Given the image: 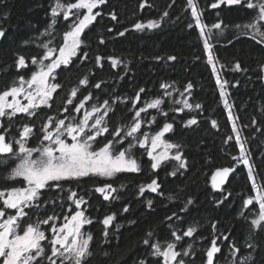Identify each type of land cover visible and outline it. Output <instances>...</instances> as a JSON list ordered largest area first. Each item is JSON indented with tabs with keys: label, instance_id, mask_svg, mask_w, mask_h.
I'll return each instance as SVG.
<instances>
[{
	"label": "trees",
	"instance_id": "trees-1",
	"mask_svg": "<svg viewBox=\"0 0 264 264\" xmlns=\"http://www.w3.org/2000/svg\"><path fill=\"white\" fill-rule=\"evenodd\" d=\"M61 2L67 4L75 0ZM143 2L106 0L104 5L94 9L101 15L85 30V43L81 46L88 57L86 60L73 58L74 63L66 68L61 66L56 78L61 88L57 89L51 107L42 106L35 117L17 114L11 122L4 117L3 124L5 127L11 124V136H19L24 124L35 125L40 132L48 116L64 114L62 109L70 90L87 76L88 84L79 85L73 104L67 105V113H72L73 106L91 92L93 101L102 103L108 100L111 105L109 129L123 127L126 130L138 107L148 100L161 98L164 107L150 109L147 120L155 117L154 130L161 129L165 123L173 125L167 139L181 146L187 166L180 170L171 160L153 170L151 158L137 148L136 155L142 163L139 172H123L111 179L86 177L64 184L63 191L44 190L42 201L48 200L49 204L37 211V217L64 215L74 207L67 199L68 189L78 192L77 198L83 197L87 201L83 210L92 220L85 227L93 237L90 244L93 255L87 264H139L141 260H146L147 264H163L162 258L150 254V245L159 243L164 247L177 241L173 232L182 237L177 242L178 251L183 252L192 245L190 254L182 256L185 264H206L207 250L214 238H218L220 247L214 264H233L234 261L243 264V258L250 252L255 257L253 264H264V227L257 229L251 224V220L257 217L258 206L253 203L244 207L245 199L254 196L252 182L248 168L233 159L239 156L240 149L224 97L220 94L216 72L207 61L200 27L186 7L187 0H147L145 7L141 8ZM217 2L200 0V13L209 26L222 22V31L213 29V53L224 67L225 80L230 85L236 105L234 116L242 131L240 136L245 142L247 156L254 159V169L264 185V80L263 71L258 67L264 64V45L254 41L251 30L243 27L255 15V10L248 9L245 0L238 5L224 3L213 8ZM55 3L56 0H0V27L5 30L0 40V92L12 87L20 76L29 77L34 70L28 66L17 68L19 56H24L29 63L34 56L42 57V43L46 36H52L55 43L60 44L63 34L70 29L62 13L55 18L52 16L51 8ZM113 12L116 20L111 18ZM165 12L167 16L163 15ZM148 21L160 23L152 29L137 30L134 27L137 23L147 25ZM120 32L124 35H118ZM169 56L175 59L168 60ZM97 57L101 58L99 64ZM109 57L118 58L122 63L113 67ZM236 61L240 62L241 70L235 69ZM97 83L101 84L99 89L94 87ZM189 83L193 87L185 91ZM161 85L169 87L162 88ZM170 86L174 89H169ZM141 88L145 91L141 93V102L134 108L132 101ZM174 92H186L185 100L192 107L185 108L184 104L174 101ZM196 104L201 107L196 108ZM191 118L197 123L186 125ZM212 121H216L215 127ZM229 136L233 138L229 140ZM107 139L112 137L107 135ZM12 165L1 163L0 169L6 173L14 167ZM226 166L237 170L227 187L216 191L211 176L216 169ZM173 172L176 175H172ZM5 173L2 177L6 181ZM153 179L157 180L159 189L141 193L140 187ZM105 183L117 186L115 199L104 200L101 193L94 191L96 186ZM189 199L191 204L187 203ZM148 201H152L151 207ZM125 207L127 212L123 211ZM110 214H115V219L105 235L102 221ZM193 226L196 228L193 236H184L183 233ZM145 239L149 244L143 243ZM248 243H257L259 248L252 251L246 247ZM233 245L240 249L235 256L232 254Z\"/></svg>",
	"mask_w": 264,
	"mask_h": 264
},
{
	"label": "snow or ice",
	"instance_id": "snow-or-ice-1",
	"mask_svg": "<svg viewBox=\"0 0 264 264\" xmlns=\"http://www.w3.org/2000/svg\"><path fill=\"white\" fill-rule=\"evenodd\" d=\"M242 0H218L212 7H218L220 4L226 3L227 5L241 4ZM106 0H75V2H69L64 4L61 0H56L55 6L51 8V14L55 18L61 13L64 20H68L70 17L72 23L70 30L63 34V43L57 48L50 47L51 41L42 45L45 49V53L39 59L37 57L31 58L33 65H38V69L33 72L29 79L25 80L23 76H20L18 86L15 85L9 89L0 92V118L7 117L9 122L17 116V114L25 113L29 117H35L36 110L41 106L51 107V101L53 100V94L57 89L61 88L59 83H55L56 70L61 66L65 68L74 63L73 58L84 59L88 57V53L82 52L81 45L85 41L81 38L86 29L97 20V17L101 15L99 11H95L98 6L104 5ZM147 0L141 3L140 7H145ZM248 9L255 10V15L248 24L243 27L246 30H251V38L257 43L264 45V0H245ZM187 8L191 10V15L195 20V23L200 27L201 37L204 38V49L207 53V61L213 67V71H216L215 61L218 59L214 57L212 52V44L209 42L212 34V29H218L222 31V22H217L208 28L207 25L201 23V13L198 10L196 0H187ZM86 10V11H81ZM113 20L117 19L115 12L110 13ZM167 16L168 13L163 14ZM160 21H148L147 25L143 23H137L134 27L137 30H142L145 27L152 29L159 26ZM52 25H49L51 28ZM191 27V25H189ZM237 27H241L237 25ZM207 28V33L205 29ZM111 31V29H109ZM127 31V29L125 30ZM5 35V30L0 27V38ZM123 36L124 32L118 33ZM103 43V40H101ZM58 53V54H57ZM82 53V55H81ZM112 62V66L116 67L117 64L122 63L118 58L109 57ZM160 59V57H157ZM174 56H169L168 60H174ZM97 63H100L101 58H96ZM45 61H50L45 63ZM17 68H26L27 62L24 56H19L16 61ZM261 71H264V64L258 66ZM235 69L241 70L239 61L235 63ZM227 81L221 83L219 76H217V84L221 87V96L225 95L223 91L224 84ZM88 78L79 80V85H87ZM79 85L74 86L69 93L67 102L62 109L64 113L69 111L67 105L73 104V98L77 97L79 91ZM95 88L101 87L100 83H97ZM162 88L169 87L168 85H161ZM193 85L189 83L185 91L192 89ZM143 88L136 94L135 99L132 101L133 107H136V102L140 99V93L144 92ZM170 95V93H165ZM23 95L26 103H21L18 99ZM11 97V100L8 98ZM92 99V94L89 92L78 104L73 106L75 113H80L82 109L83 115L77 120L76 117L65 115L63 118L55 116H48L45 123L42 125L39 137V144L37 147H28L27 141L33 132L34 125L24 124L22 131L19 132V138L9 141L7 136L9 134V127H5L0 122V154L12 158L15 157L18 163L11 168L6 180L22 179L23 186L12 187L10 189L0 190V200H2V206H0V264H87L89 258L93 253L90 249V243L93 240L91 233H85L82 231L85 225L91 224L92 220L85 216L84 211L77 210L69 215L63 217L64 223L57 226L55 223L51 224L50 231L52 233L51 239L46 236L45 231L41 230V225H48L50 221L59 219L57 216H48L44 220L37 219L35 222H28L23 224L22 222L29 217V212L38 211L40 208L49 204L48 200L42 201V191L56 189L57 191H63L64 184H70L72 181H79L86 177H105L113 178L119 173L123 172H139L141 170L138 160L131 155V150L138 143L140 147L146 148L147 156L153 161L151 168L157 169L163 160L169 158V152L172 149H176V153L172 156L179 162V168H185L186 161L182 156L179 144H173L163 139L165 133L172 130L173 125L171 123H165L163 127L157 131L154 135L149 137L147 133L143 134V138L137 137V133L140 132L142 127L141 113L147 111V109H158L163 103L162 99H154L147 103L145 107H141L135 111L133 123L125 130L123 127H117L114 130H110L105 117L111 110V105L108 100H105L101 105L93 104L91 109H85L87 101ZM185 108H191L192 105L187 100L183 101ZM227 105V101H225ZM231 108V105H227ZM196 108H200L201 105L196 104ZM101 109L104 111L101 113ZM182 111L183 109H176ZM167 115V113H161ZM229 119L234 120V117L229 112ZM155 117H152L148 123H154ZM197 123L195 118H191L186 121V125H194ZM255 123V120L253 121ZM213 127L216 126V121H212ZM260 131V129H257ZM232 131L236 133V142L239 145V156L233 157L237 163H243L248 165L249 178L252 180V186L255 191V196L249 197L244 201V207L252 205L254 201L258 202L259 213L256 218L251 220V224L254 228L264 227V186H257L254 179L253 168L254 165L250 163L247 156V149L245 148V142H242L239 136V132L235 123H233ZM108 134L112 139H107ZM98 137L107 139L106 143H103L100 147H94L98 143ZM131 137L135 143H128L127 148L121 147L119 151L115 150L116 144H123L126 142V138ZM70 138V140H69ZM233 137L229 136L228 139ZM150 147H146L149 145ZM227 143V141H225ZM18 146V149L15 147ZM163 148V151L154 155L158 148ZM37 155L34 156L33 154ZM231 167H225L217 169L213 174L212 182L213 188H219L223 184L228 175L233 172ZM176 175V172L171 173ZM219 177V182L217 181ZM121 188L124 185H120ZM145 187L152 192H156L160 185L156 179H153L151 183L146 186L140 187V192L143 193ZM118 189L113 187L110 183H105L102 186H96L94 191L101 193L104 200L115 199L112 194ZM68 200L80 209L82 204L87 203L83 197L77 198V192L68 189ZM171 199V197H169ZM219 201L218 203H222ZM55 203V201H52ZM188 204H191V199L188 200ZM152 201H148V206L151 207ZM27 209V211H26ZM9 210H15V214H9ZM71 211V210H70ZM124 212L128 211V208L123 209ZM175 215V213L173 214ZM243 216V212L241 213ZM115 219V214H110L104 217L102 223L105 226V235L108 234L107 228L111 225ZM167 219H171L168 217ZM135 223V221H130ZM119 227V226H117ZM215 227V225H214ZM196 232V228L189 227L183 235L191 237ZM152 235L151 232L148 233ZM176 240L182 239L181 236L172 233ZM228 239L227 236L224 237ZM251 239V236H250ZM43 242H47L48 247H45ZM144 244H149V240L145 239ZM152 256L162 258L163 264H185L182 256H188L192 245H188L187 249L183 252L176 250L175 243H167L166 247L162 248L159 243L151 244ZM246 247L252 251L259 248L257 243H248ZM232 254L240 252V249L232 246ZM220 249L217 247L216 239L212 240V246L207 250V264H213V257L215 253H218ZM255 257L249 253V255L243 258V264H253ZM139 264H147L146 260H141ZM233 264H237L236 261Z\"/></svg>",
	"mask_w": 264,
	"mask_h": 264
},
{
	"label": "rangeland",
	"instance_id": "rangeland-1",
	"mask_svg": "<svg viewBox=\"0 0 264 264\" xmlns=\"http://www.w3.org/2000/svg\"><path fill=\"white\" fill-rule=\"evenodd\" d=\"M196 3H197V7H198V10L200 11V9H201V3H200V0H196ZM82 12L83 11H86V10H81ZM63 15V14H62ZM72 19L73 18H69L68 20H67V22L69 23V25H71V23H72ZM201 23L202 24H204V25H207L208 26V28H211V26H209L208 24H207V22L205 21V19H203V17L201 16ZM69 28H70V26H69ZM70 30V29H69ZM205 32L207 33V28L205 29ZM82 39H83V34H82V37H81ZM49 41H51V44H50V47H54V48H57L58 49V47L59 46H61L62 45V43H63V37H62V41L60 42V44H58V43H55V40L53 39V37L52 36H46V41L44 42V43H42V45L43 44H45V43H48ZM209 42L212 44V52H213V48H214V46H215V44L213 43V29H212V34H211V36H210V39H209ZM83 45V44H82ZM81 45V46H82ZM43 48V47H42ZM44 53H45V49H44ZM58 54V53H57ZM213 55H214V53H213ZM215 57V56H214ZM39 59V58H38ZM26 62H27V60H26ZM48 62H50V61H45V63H48ZM29 62H27V65H28V67H33V71L31 72V74L33 73V72H35L37 69H38V65H33L31 62L28 64ZM215 64H216V79H217V76H219V78H220V81H221V83H223L224 81H226L225 80V71H224V67L222 66V65H220L219 64V62L216 60L215 61ZM58 71H59V69H57L56 70V73H55V75H56V78H57V74H58ZM31 74H30V76H31ZM30 76L29 77H27V78H25V80H27V79H29L30 78ZM55 83H56V79H55V81H54ZM18 84H19V79H17V81L15 82V85L16 86H18ZM14 86V85H13ZM169 89H174V88H172L171 86H170V88ZM222 90V89H221ZM177 91V90H176ZM223 91L225 92V95L223 96L224 97V100H223V102H224V104H225V101H227V105H231V108H229L226 104H225V106H226V109L228 110V114H229V112H231V115L234 117V120H231L232 121V123H235V125H236V127H237V130H238V132H239V136L241 135L242 136V131H241V129L239 128V126H238V121L236 120V118H235V116H234V111L236 110V105H235V103H234V101H233V98H232V96H231V93H230V85H228L227 83L226 84H224V87H223ZM173 95H172V98H173V100L175 101H179L181 104H183V101L185 100V99H187V97H186V92L183 94V93H181V92H174V93H172ZM9 100H11V97H9L8 98ZM18 99L21 101V103H26L27 101L24 99V96L23 95H21V96H19L18 97ZM161 99V98H160ZM152 100H154V99H152ZM152 100H149V101H147L146 103H145V105H143L142 107H145L146 106V104L147 103H149V102H151ZM163 100V99H162ZM93 104H95V105H101V104H103V102L102 103H99V102H96V101H93L92 99L91 100H89V101H87L86 102V104H85V109H88V110H90L91 109V107H92V105ZM42 107V106H41ZM164 107V101H163V103L160 105V107L158 108V109H161V108H163ZM139 108H141V107H138V109ZM40 109V108H39ZM39 109H37L36 110V112L39 110ZM137 109V110H138ZM83 111H84V109H82L81 110V112L80 113H77L76 114V119L77 120H79L81 117H82V115H83ZM104 111V109H101V113ZM146 112H150V109H147V111ZM145 113V112H144ZM144 113H141V118H143L144 117ZM20 114H25V113H20ZM108 116H109V113H108V115L105 117V120H106V122H107V125H108V123H109V121H108ZM145 123L142 125V127H141V130H140V132H138L136 135H137V137L138 138H140V139H142L143 138V134L144 133H147L148 135H149V137H151L152 135H154L157 131H159V130H154V129H152V125H153V123H148V121H150V120H147V117H145ZM0 122H2V123H4V117L3 118H0ZM133 123V122H132ZM131 125V124H130ZM130 127V126H129ZM127 130V129H126ZM240 130V131H239ZM245 134V137H246V133H244ZM32 135H33V132H32V134L30 135V137L28 138V141H27V146L28 147H37L38 146V144H39V140H37L36 141V143H34L33 145H31V143H30V140H31V138H32ZM41 135H42V133H41ZM106 136L108 135V134H105ZM13 136V135H12ZM241 136H240V139H241V141L242 142H244L243 140H242V138H241ZM13 137H19V136H13ZM163 139L165 140V141H167V142H170V143H173V142H171V141H169L168 139H167V133H165V135H164V137H163ZM69 140H70V138H69ZM107 141L104 139V138H102V137H98V143L96 144V145H94V147H100V146H102V144L103 143H106ZM128 143H135V141H134V139L133 138H131V137H127L126 138V142H124L122 145L121 144H116L115 145V150L116 151H119L120 149H121V147H123V148H127L128 147ZM173 144H175V143H173ZM146 147H150V142H149V145L148 146H146ZM137 148H141L143 151H145L146 152V148L145 147H140V145L138 144V143H136L135 144V147L131 150V155L132 156H134L137 160H138V162L140 163V160H139V158L137 157V155H136V151H135V149H137ZM17 149H18V147H17ZM163 151V148L161 147V148H158L157 150H156V152L154 153V155H156V154H159L160 152H162ZM176 149H172V150H170V152H169V158L167 159V160H163L162 162H161V164L160 165H163V164H165L166 162H169V161H174L175 162V165H177V168H179V162L178 161H176L175 159H172V156H174L175 155V153H176ZM180 151L182 152V156H183V158H184V160L186 161V159H185V157H184V153H183V150L181 149V147H180ZM147 154V153H146ZM34 156H36L37 154L36 153H34L33 154ZM13 159H16L15 157H13ZM248 159L250 160V163L253 165L254 163H255V161H254V159H251V158H249L248 157ZM17 162H19L18 160H17ZM186 163H187V161H186ZM140 166H141V163H140ZM247 168H248V165H245ZM182 168H180V170H181ZM253 175H254V179H255V181H256V183H257V186L259 187V186H264L263 185V182H262V179H261V177L259 176V174L255 171V169L253 168ZM105 178V177H104ZM107 179H111V178H107ZM251 182H252V180H251ZM21 186H23V185H21ZM20 187V186H19ZM145 190H148V188L147 187H145ZM150 190V189H149ZM254 190V189H253ZM43 192V191H42ZM254 196H255V191H254ZM252 197V196H251ZM253 203H256L257 204V206H258V211H256V213H255V215L257 214V216H258V213H259V205H258V202L257 201H254ZM84 205V204H83ZM77 210H82V211H84L82 208H81V206H80V209H77ZM76 210V211H77ZM11 211V210H10ZM13 211V210H12ZM84 213H85V216L87 217V218H89V216L87 215V213H86V211H84ZM90 219V218H89ZM114 221V220H113ZM112 221V222H113ZM85 227H86V225L83 227V229H82V231L83 232H85V233H87V231L85 230ZM178 241H174V242H171V243H175L176 244V250L178 251V243H177ZM44 244H45V247H47L48 245H47V242H43ZM91 244V243H90ZM164 247H166V245L164 246ZM164 247H162V248H164ZM180 258H182V257H180Z\"/></svg>",
	"mask_w": 264,
	"mask_h": 264
},
{
	"label": "flooded vegetation",
	"instance_id": "flooded-vegetation-1",
	"mask_svg": "<svg viewBox=\"0 0 264 264\" xmlns=\"http://www.w3.org/2000/svg\"><path fill=\"white\" fill-rule=\"evenodd\" d=\"M55 93L53 94V99L55 98ZM149 101V100H148ZM50 103H52V101L50 102ZM41 109V108H40ZM39 109V110H40ZM38 110V111H39ZM76 114L77 113H75L74 111L72 112V113H64V114H57V115H51V116H55V117H58V118H63L65 115H67V116H76ZM148 112H145L144 113V118H141V119H143V122L145 123V117H148ZM39 134H41V132H39L38 130H37V128H36V126L34 125V128H33V135H32V138H31V140H30V143H31V145H33L34 143H36V141H37V137H38V135ZM41 136V135H40ZM19 137H13V136H11V135H9L8 134V136H7V139L9 140V141H13L14 139H18ZM16 148L18 147V146H15ZM140 160V159H139ZM170 162V161H169ZM169 162H166V163H169ZM1 163H7V164H13L14 166H15V163H18L17 162V160L16 159H13V157L12 158H9V157H7V156H5V155H1L0 154V164ZM140 163H141V161H140ZM12 165V166H13ZM141 166H142V163H141ZM161 166V165H160ZM159 166V167H160ZM12 168V167H11ZM11 170V169H10ZM10 170H8V172H3L1 169H0V190H3V189H10V188H12V187H19V186H21V185H23V183H22V179H17V180H4L3 179V174L5 173L6 175H8V173L10 172ZM110 184H112V183H110ZM113 185V187H115V188H117V186H115L114 184H112ZM77 195H78V192H77ZM113 196L115 195V193H113L112 194ZM0 206H2V200H0ZM75 207V208H74ZM74 207H72V208H70V210H68V211H66V213L64 214V215H61V216H58V215H55V216H57V217H59V219H57V220H55V221H50L49 222V224L48 225H44V224H42L41 225V230H43V231H45V233H46V236H48V238L49 239H51V235H52V233H51V231H50V227H51V224L52 223H55L57 226H59L60 224H62V223H64V220H63V217L65 216V215H69L70 216V214L72 213V212H75L76 210H77V208H76V206L74 205ZM81 208L83 209V204L81 205ZM26 211H27V209H26ZM9 214H15V210H9ZM52 216V215H51ZM29 217H30V219H28V218H26L22 223L23 224H26V223H28V222H35L37 219H39V220H44V219H46V218H40V217H37V211H31V212H29ZM48 247V246H47ZM46 247V248H47Z\"/></svg>",
	"mask_w": 264,
	"mask_h": 264
},
{
	"label": "water",
	"instance_id": "water-1",
	"mask_svg": "<svg viewBox=\"0 0 264 264\" xmlns=\"http://www.w3.org/2000/svg\"><path fill=\"white\" fill-rule=\"evenodd\" d=\"M0 40H1V38H0ZM263 80H264V71H263ZM140 102H141V93H140V99L136 102V106H138ZM141 121H142V123H143V119H141ZM1 155H4V154H1ZM226 167H231V166H226ZM222 168H225V167H221V168H218V169H222ZM231 168H233L234 171L231 172V173L228 175L226 181H225L223 184H221L219 188H215L216 191H223V190L227 187V185H228L230 179L232 178L233 174H234V173L236 172V170H237L236 167H231ZM216 170H217V169H216ZM216 170L213 172V174L216 173ZM213 174H212V176H211V183H212V185H213V182H212ZM219 179H220V178L217 177V181H218V182H219ZM215 239H216V242H217V247L220 249L219 244H218V238H215ZM211 246H212V244H211ZM211 246H210V247H211ZM210 247H209V248H210ZM218 253H219V252H218ZM218 253H215V254H214V257H213V264L216 262V258H217ZM206 264H207V261H206Z\"/></svg>",
	"mask_w": 264,
	"mask_h": 264
}]
</instances>
